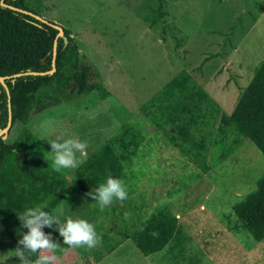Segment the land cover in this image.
<instances>
[{
    "label": "rangeland",
    "instance_id": "1",
    "mask_svg": "<svg viewBox=\"0 0 264 264\" xmlns=\"http://www.w3.org/2000/svg\"><path fill=\"white\" fill-rule=\"evenodd\" d=\"M27 2L39 17L70 30L98 73L97 78L90 74V82L100 80L109 92L102 98L97 92L78 97L72 91L68 94L72 101L35 109L29 128L41 148L50 152L49 143L57 136L77 138L88 145L85 155L77 154L83 162L125 123L139 126L145 137L126 172L124 185L134 194L128 205L115 210L113 221L106 210L95 211L83 196H76L73 205L58 214L61 223L70 217L93 224L100 245L66 246L54 253V264H100L104 257L101 264H264V240L257 243L248 233L237 231L231 209L256 188L264 172L261 152L245 140L220 165L188 185L187 177L197 169L139 115L140 106L181 70L229 114L264 56V0ZM156 18L160 20L152 23ZM74 171L62 170L70 182ZM156 206L167 207L178 219L187 238L182 255L163 250L145 258L129 240L113 252L104 247V234L111 243L120 239L123 219L134 213L147 217ZM13 251L0 224V264H20Z\"/></svg>",
    "mask_w": 264,
    "mask_h": 264
},
{
    "label": "trees",
    "instance_id": "2",
    "mask_svg": "<svg viewBox=\"0 0 264 264\" xmlns=\"http://www.w3.org/2000/svg\"><path fill=\"white\" fill-rule=\"evenodd\" d=\"M3 4L5 6L0 4V77H9L4 83L9 93L12 123L8 137H0V224L16 249L22 234L28 231L21 227L17 215L28 208L47 205L44 210L55 214V209L72 206L76 196H83L87 203L94 204L95 211L101 212L99 205L86 194L105 183L109 176L126 184V172L138 156L145 137L139 126L125 123L110 140L79 164L73 181L66 179L62 171H54L50 155L41 148L29 128L31 114L40 107L72 101L73 97L68 96L72 91L78 97L97 92L102 98L108 97L109 92L100 80L90 82L91 73L98 76L96 69L85 60L82 47L71 37L70 30L60 25L63 35L56 43L55 72L14 78L16 74L51 70L58 31L52 26L55 23L47 20L44 23L29 15L38 16L27 0H3ZM139 111L143 121L197 169V173L187 177L188 185L220 165L245 140L264 156V56L229 114L223 112L221 105L186 70L168 80ZM7 121L8 96L0 84V129L6 127ZM126 189L128 198L125 201H114L104 209L110 214V221H113L115 210L125 203L128 205L134 194L130 187ZM231 209L237 221L235 229L248 233L257 243L262 242L264 172L257 179L256 188L236 201ZM42 230L60 246L55 253L66 247L55 225ZM118 233L120 239L113 243L109 235L102 236L109 252L129 240L144 257L159 253L170 244L167 252L182 255L183 243L187 240L176 216L161 206H156L147 217L134 213L123 219ZM36 258V255L31 257L33 261Z\"/></svg>",
    "mask_w": 264,
    "mask_h": 264
},
{
    "label": "clouds",
    "instance_id": "3",
    "mask_svg": "<svg viewBox=\"0 0 264 264\" xmlns=\"http://www.w3.org/2000/svg\"><path fill=\"white\" fill-rule=\"evenodd\" d=\"M50 144L51 165L54 171L76 169L81 163L77 154H86L88 147L86 142H81L77 138H65L57 136ZM87 196L91 197L99 205L101 211L109 207L114 201L123 202L128 198V192L121 179L109 176L106 182L89 191ZM47 205H38L26 209L17 215L21 222V227L27 229L26 234H22V239L18 241V246L13 251L20 264H54L57 257L54 253L60 250V246L53 242L50 234H45L42 230L45 227L57 226L59 235L63 238V244L68 248L92 249L100 245L101 237L97 234L93 224L84 219L67 218L61 223L58 214H62V208H57L54 213L45 211ZM23 246L22 248L20 246ZM36 255L33 261L31 257Z\"/></svg>",
    "mask_w": 264,
    "mask_h": 264
},
{
    "label": "water",
    "instance_id": "4",
    "mask_svg": "<svg viewBox=\"0 0 264 264\" xmlns=\"http://www.w3.org/2000/svg\"><path fill=\"white\" fill-rule=\"evenodd\" d=\"M0 4L2 6H5V4H3V0L0 1ZM11 9H13L12 7H10ZM27 13V12H25ZM29 15L35 17L37 20L41 21V22H44V23H47V21L39 16H35V15H32L30 13H28ZM53 28H55L57 31H58V34L55 38V41H54V45H53V57H52V62H51V70L50 71H47V72H42V73H37V72H27L25 74H16L14 75L13 77L14 78H18V77H21L22 75H33V76H45V75H52L54 72H55V55H56V43H57V39L62 37L63 35V29L62 27H60L59 25L57 24H54L52 25ZM6 78H9V77H6ZM4 77H0V84L4 87V89L6 90V93H7V96H8V121H7V124H6V127L4 129H0V137L3 136V138H7L8 137V132H9V129L11 127V111H10V99H9V93H8V90H7V86L5 85L4 83V80L6 79Z\"/></svg>",
    "mask_w": 264,
    "mask_h": 264
},
{
    "label": "crops",
    "instance_id": "5",
    "mask_svg": "<svg viewBox=\"0 0 264 264\" xmlns=\"http://www.w3.org/2000/svg\"><path fill=\"white\" fill-rule=\"evenodd\" d=\"M178 222H179V221H178ZM179 227H181L180 223H179ZM181 229H182V228H181ZM183 234H184V233H183ZM121 245H122V244H121ZM170 245H171V244H170ZM170 245H168L167 248H166L165 250L169 249ZM159 253H160V252H159ZM159 253H156V254H159ZM150 256H152V255H149L148 257H150ZM143 257H144V256H143ZM105 258H106V257H104L103 260H104ZM145 258H146V257H145ZM103 260H102V261H103ZM102 261H101V262H102ZM101 262H100V264H101Z\"/></svg>",
    "mask_w": 264,
    "mask_h": 264
}]
</instances>
